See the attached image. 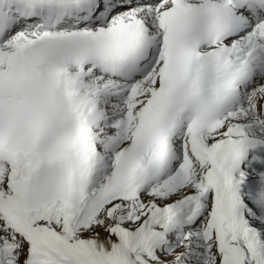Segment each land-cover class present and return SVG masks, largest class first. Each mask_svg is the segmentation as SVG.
<instances>
[{
    "label": "snow or ice",
    "instance_id": "snow-or-ice-1",
    "mask_svg": "<svg viewBox=\"0 0 264 264\" xmlns=\"http://www.w3.org/2000/svg\"><path fill=\"white\" fill-rule=\"evenodd\" d=\"M0 264H264V0H0Z\"/></svg>",
    "mask_w": 264,
    "mask_h": 264
}]
</instances>
